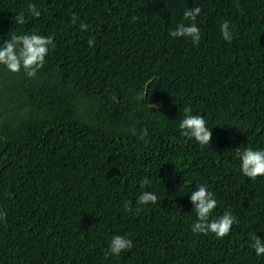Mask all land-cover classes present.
Wrapping results in <instances>:
<instances>
[{
    "label": "trees",
    "instance_id": "1",
    "mask_svg": "<svg viewBox=\"0 0 264 264\" xmlns=\"http://www.w3.org/2000/svg\"><path fill=\"white\" fill-rule=\"evenodd\" d=\"M197 6L200 43L171 37ZM33 32L56 44L36 76L0 65V264H264L251 247L264 176L237 156L264 149V0H0V43ZM186 105L209 146L180 134ZM200 184L218 202L210 218L239 221L223 239L191 231ZM143 191L157 203L137 204ZM116 234L133 247L105 257Z\"/></svg>",
    "mask_w": 264,
    "mask_h": 264
},
{
    "label": "clouds",
    "instance_id": "2",
    "mask_svg": "<svg viewBox=\"0 0 264 264\" xmlns=\"http://www.w3.org/2000/svg\"><path fill=\"white\" fill-rule=\"evenodd\" d=\"M28 11L34 18H39L41 15L40 9L35 4L28 5ZM202 9L197 7L188 8L183 12V19L191 21L190 24L183 22L177 24L174 30H169L171 37H187L190 38L194 45H198L201 40V29L195 23L197 16L201 13ZM16 22L24 24L25 18L21 14H17ZM78 17L75 13L72 14L70 21L76 24ZM81 31L88 29V24L81 22L79 25ZM220 32L223 39L231 42L233 38L230 29V22L225 20L220 25ZM89 47H95V38L92 37L88 40ZM55 40L52 36L40 35L35 32L12 35L3 43H0V65L7 68L12 73H18L23 70L27 77L34 78L45 64V57L49 53L50 48H55ZM151 81H149V84ZM148 85H145L147 89ZM147 91H145V96ZM183 119L179 122L180 134L186 138L194 139L199 145H208L212 138L211 128L207 127V122L203 115L193 114V109L190 106H184ZM133 135L137 134L135 128L131 129ZM148 136L147 128L139 130V139L145 140ZM237 156L240 161L241 173L250 179H255L258 176H264V149H253L246 147L242 151L237 149ZM149 181H144V184ZM143 186V185H142ZM196 213V221L191 225V231L196 234L208 235L212 233L217 239H223L228 236L234 223H239L237 217L230 211L210 218L211 213L217 207V200L214 193L209 191L208 186L200 184L194 191L191 192L189 197ZM158 197L154 192L143 191L137 198V204L147 205L149 203L156 204ZM126 212H131V201H126L123 205ZM140 209H137L139 211ZM7 213L0 210V221L6 219ZM133 247L131 239L124 235H113L105 253V257L109 254L119 256L122 251L130 250ZM257 256L264 255V240L253 234L252 245Z\"/></svg>",
    "mask_w": 264,
    "mask_h": 264
}]
</instances>
